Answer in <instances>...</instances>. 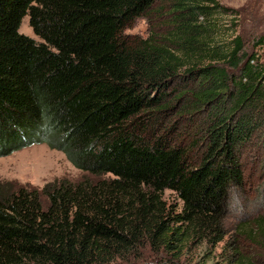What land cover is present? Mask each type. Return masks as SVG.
Masks as SVG:
<instances>
[{"label": "trees", "instance_id": "trees-1", "mask_svg": "<svg viewBox=\"0 0 264 264\" xmlns=\"http://www.w3.org/2000/svg\"><path fill=\"white\" fill-rule=\"evenodd\" d=\"M156 1L0 0V157L44 143L95 177L0 181V264H154L225 239L244 161L264 155V63L221 37L216 0H163L160 27L125 34ZM174 116L199 117V138L170 139ZM233 240L264 248V211Z\"/></svg>", "mask_w": 264, "mask_h": 264}, {"label": "rangeland", "instance_id": "rangeland-1", "mask_svg": "<svg viewBox=\"0 0 264 264\" xmlns=\"http://www.w3.org/2000/svg\"><path fill=\"white\" fill-rule=\"evenodd\" d=\"M216 1L227 9V12L219 15L221 37L231 39L235 35L242 36L245 51L248 53L258 51L261 54L260 61L264 63V47L254 45L257 37L264 35V0ZM165 5V1L157 0L148 11L137 17L124 30V33L145 37L153 25L160 27L168 19L165 14L167 10L162 8L166 7ZM19 31L40 41L29 25L28 16L22 19ZM172 120L175 123L174 130H177L169 137L170 139L181 138L190 143L199 138L193 135L199 129V117L195 119L194 125L187 124L178 116L171 117L168 123L170 124ZM152 130L149 129L146 136L151 137ZM179 136L180 138H177ZM262 158L261 162H256V159L249 156L244 161L246 185L231 191L224 221L227 235L222 242L216 246L191 243L184 248L179 257L163 254L158 256L153 263L234 264L240 257V254L236 252L241 251L242 255L248 256L256 264H264V248L255 246L249 241L234 242L233 240V234L240 222L250 221L264 211V155ZM85 176L95 178L76 168L62 151L52 149L44 143L34 144L0 157V181L10 183L14 188L21 186L42 188L50 181L67 179L75 182ZM163 198L168 204L180 208L181 201L173 191L165 190ZM228 241L233 245L226 246Z\"/></svg>", "mask_w": 264, "mask_h": 264}, {"label": "built area", "instance_id": "built-area-1", "mask_svg": "<svg viewBox=\"0 0 264 264\" xmlns=\"http://www.w3.org/2000/svg\"><path fill=\"white\" fill-rule=\"evenodd\" d=\"M252 62H254V60Z\"/></svg>", "mask_w": 264, "mask_h": 264}, {"label": "bare ground", "instance_id": "bare-ground-1", "mask_svg": "<svg viewBox=\"0 0 264 264\" xmlns=\"http://www.w3.org/2000/svg\"><path fill=\"white\" fill-rule=\"evenodd\" d=\"M21 169V168H20Z\"/></svg>", "mask_w": 264, "mask_h": 264}]
</instances>
